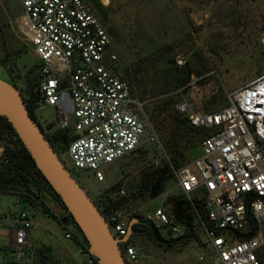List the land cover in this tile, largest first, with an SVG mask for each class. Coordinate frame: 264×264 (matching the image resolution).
I'll use <instances>...</instances> for the list:
<instances>
[{"label":"built area","instance_id":"obj_1","mask_svg":"<svg viewBox=\"0 0 264 264\" xmlns=\"http://www.w3.org/2000/svg\"><path fill=\"white\" fill-rule=\"evenodd\" d=\"M18 1L24 20L20 33L32 47V65L36 67L34 98L28 106L45 126L48 122L37 114L52 110L53 130L72 138L60 155L65 167L91 173L97 182H103V167L135 152L148 128L150 141L163 152L141 104L117 71L118 57L111 51V39L89 3ZM260 47L264 54V32ZM184 66L183 59L176 58L175 67ZM174 108L193 128L206 132L200 155L174 170L176 187L190 207L191 228L187 231L163 207L144 215V220L156 227L159 223L168 240L188 233L193 236L190 240L197 238V225L205 239L197 240L196 246L207 253V264H264V73L228 93L226 105L216 111H195L187 99ZM119 193L124 195L122 190ZM103 216L111 234L122 240L118 249L123 260L136 263L135 248L130 239L124 240L132 216L123 209ZM251 220L256 228L247 237ZM11 222V243L19 257L33 247L29 234L34 223L25 211ZM63 238L78 244L70 231H65ZM80 257L79 264H97L88 249L80 247Z\"/></svg>","mask_w":264,"mask_h":264},{"label":"rangeland","instance_id":"obj_2","mask_svg":"<svg viewBox=\"0 0 264 264\" xmlns=\"http://www.w3.org/2000/svg\"><path fill=\"white\" fill-rule=\"evenodd\" d=\"M99 1L106 9V20L102 23L111 39V51L118 57L117 71L141 104L163 152L150 141L148 128L142 137L140 152L103 167V182H97L88 172L75 171L73 174L95 202H102L107 194L112 200H120L121 209L130 216L143 217L158 207L164 209L166 199L180 195L175 181L155 199H149L138 190L152 166L169 157L165 142L169 126L165 119L176 115L175 105L187 99L195 111L218 110L226 105L228 93L264 73V54L260 47L264 32V0ZM23 26L20 2L0 0V59L11 46L16 49L26 46L28 51L13 61L16 67L10 77L0 67V79L8 82L12 79L24 93V76L33 66V55L32 47H28L20 33ZM176 58L183 59V68L175 67ZM172 60L174 64L170 63ZM180 76L184 82L179 87L176 80ZM158 114L159 120H156L153 116ZM37 115L52 128L56 127L54 112L49 108ZM159 121L163 124H158ZM200 153L198 146L189 153L186 163L195 160ZM2 154L3 151L0 158ZM64 158L68 162V157ZM121 190L124 195L119 193ZM49 208L60 213L51 200ZM20 211L29 213L34 229L29 234L31 252L18 257L9 252L8 241L11 220ZM134 223L133 220L132 226ZM156 225L159 227V223ZM261 228L264 233V221ZM194 231L197 238L175 244L171 249L155 244L146 235L131 232L130 241L137 256L136 263L131 264H207V253L196 246L197 240L205 239L204 234L197 225ZM63 235V230L52 218L43 215L38 204L24 208L17 196L0 194V264H33L34 251L43 247L41 244L60 248L59 244L66 243ZM199 257L204 260L199 261Z\"/></svg>","mask_w":264,"mask_h":264},{"label":"trees","instance_id":"obj_3","mask_svg":"<svg viewBox=\"0 0 264 264\" xmlns=\"http://www.w3.org/2000/svg\"><path fill=\"white\" fill-rule=\"evenodd\" d=\"M86 1L92 7L95 15L101 21L105 22L107 13L100 1ZM262 27L264 30V21ZM28 47L30 48V46ZM5 53L4 58L0 59V67L3 68V70H5L10 77L12 70L16 67L15 62L13 63V61L20 59V57L27 54L28 51L26 46H22L17 49L11 46V48ZM170 63L174 64V61L172 60ZM176 81L178 83L177 85L180 87L183 84L184 79L180 76ZM5 82L18 89L12 79L10 82ZM35 83L36 67L32 66V68H30L24 76V93L20 91L32 118L33 114L31 108L28 106V102H32V99L34 98L33 90ZM153 117L156 120H159V114ZM160 123L163 124L159 121L158 124ZM165 124L169 126L165 140L167 148L170 152L169 157L167 160H163L160 164H154L152 166V171L144 176V182L138 188L139 192L146 194L149 199H155L163 194L167 186L175 181L173 170H177L187 164L186 161H188L189 153L200 146L201 141L206 135L204 130L193 128L185 118H182L177 114L168 116L165 119ZM48 128L51 129L52 127L49 125ZM45 137L59 157L61 153L65 152L69 141L72 139L67 135V133L53 129L50 130L49 134ZM0 141L3 147V154L0 158V194L17 196L19 202L24 208H26L27 205L31 207L38 204L41 207L44 216L52 218L59 225H61L64 231L72 232L80 247L87 250L88 245L84 238L80 235L76 225L72 221L68 222L66 225L62 224V221L65 220L68 213L62 205L60 198L51 190L40 172L35 168L30 155L16 137L12 126L6 118L2 116H0ZM140 151L139 147L132 154ZM50 200L56 203L59 207V214L50 210ZM94 203L100 212L105 216L109 213V211L122 208L120 200H112L111 198H108L107 194L102 198V202L97 203L94 201ZM164 211L170 218L183 224L187 231L190 230L192 224V214L188 202L181 193L176 198H169L164 201ZM132 219L135 222L132 226V233L136 232L146 235L151 238L155 244L163 246L166 249H171L173 245L184 243L193 237L192 234L188 233L184 237L177 238L175 240H168L163 236V234H161L162 232L158 227H156L153 223L144 220L142 216H132ZM251 224L252 229L250 233L246 235L247 237H251L255 232L256 227L253 220H251ZM9 252H13L15 256L17 254L16 249L10 248ZM29 252L31 251H25L24 254H28ZM34 253L33 264H52L49 263L51 261L49 248L40 247L37 248ZM3 255L6 254L4 253Z\"/></svg>","mask_w":264,"mask_h":264},{"label":"water","instance_id":"obj_4","mask_svg":"<svg viewBox=\"0 0 264 264\" xmlns=\"http://www.w3.org/2000/svg\"><path fill=\"white\" fill-rule=\"evenodd\" d=\"M0 116L12 126L23 147L30 155L51 190L60 198L68 216L63 225L72 221L88 245L97 264H127L118 249L103 214L86 190L78 183L54 151L43 131L30 116L22 93L0 79ZM132 224L129 227V238Z\"/></svg>","mask_w":264,"mask_h":264},{"label":"crops","instance_id":"obj_5","mask_svg":"<svg viewBox=\"0 0 264 264\" xmlns=\"http://www.w3.org/2000/svg\"><path fill=\"white\" fill-rule=\"evenodd\" d=\"M54 223H56L57 226L60 229H62L61 225H59L56 221H54ZM33 229H34V227H33ZM63 232H65V231L63 230ZM128 234H129V231H128ZM12 235H13V233L11 230L10 241H8V245L10 248L15 249V247L11 243ZM126 237L124 238V240L126 239ZM128 239H131V235L129 236ZM41 245L44 248L50 249L51 261L49 263H52V264H79L80 262H82V258L79 256L80 255V247H79L80 245H78L75 242H70V241L66 240V243L59 244L60 248L56 247L55 245H50L47 243L41 244Z\"/></svg>","mask_w":264,"mask_h":264},{"label":"flooded vegetation","instance_id":"obj_6","mask_svg":"<svg viewBox=\"0 0 264 264\" xmlns=\"http://www.w3.org/2000/svg\"><path fill=\"white\" fill-rule=\"evenodd\" d=\"M33 118L35 120V122L38 124V126L40 127V129L43 131L44 135H48L49 134V131L52 130L53 128H48L49 126H45L43 123H41L34 115H33ZM52 127V126H51ZM69 172L73 175L74 177V172L75 170L71 167H69ZM76 179V178H75ZM79 183V182H78ZM80 184V183H79ZM82 186V185H81ZM83 187V186H82ZM92 199V198H91ZM93 200V199H92ZM94 201V200H93Z\"/></svg>","mask_w":264,"mask_h":264}]
</instances>
